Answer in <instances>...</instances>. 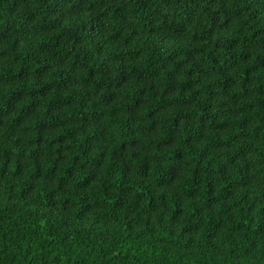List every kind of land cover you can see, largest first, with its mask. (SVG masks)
<instances>
[{
	"label": "trees",
	"instance_id": "1",
	"mask_svg": "<svg viewBox=\"0 0 264 264\" xmlns=\"http://www.w3.org/2000/svg\"><path fill=\"white\" fill-rule=\"evenodd\" d=\"M0 264H264V0H0Z\"/></svg>",
	"mask_w": 264,
	"mask_h": 264
}]
</instances>
